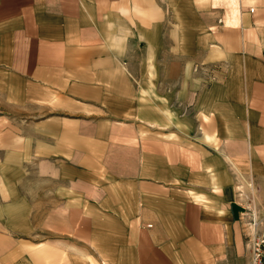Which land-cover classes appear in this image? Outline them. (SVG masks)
Here are the masks:
<instances>
[{
	"label": "crops",
	"instance_id": "obj_1",
	"mask_svg": "<svg viewBox=\"0 0 264 264\" xmlns=\"http://www.w3.org/2000/svg\"><path fill=\"white\" fill-rule=\"evenodd\" d=\"M256 197L264 0H0V264H251Z\"/></svg>",
	"mask_w": 264,
	"mask_h": 264
},
{
	"label": "built area",
	"instance_id": "obj_2",
	"mask_svg": "<svg viewBox=\"0 0 264 264\" xmlns=\"http://www.w3.org/2000/svg\"><path fill=\"white\" fill-rule=\"evenodd\" d=\"M249 225L251 232L247 234L250 242L251 264H264V215L259 216L254 210L252 213L244 211V217L250 215Z\"/></svg>",
	"mask_w": 264,
	"mask_h": 264
},
{
	"label": "rangeland",
	"instance_id": "obj_3",
	"mask_svg": "<svg viewBox=\"0 0 264 264\" xmlns=\"http://www.w3.org/2000/svg\"><path fill=\"white\" fill-rule=\"evenodd\" d=\"M252 204L251 208H246L245 211L246 212H250L252 213L254 210L256 211V213L259 215V216H263L264 215V200H260L259 197H256V206H254V202L251 200L250 202ZM256 208V209H255ZM250 215L246 216V220H247V223H248V226L249 225V221H250ZM263 229H264V224H263ZM251 251V250H250Z\"/></svg>",
	"mask_w": 264,
	"mask_h": 264
}]
</instances>
